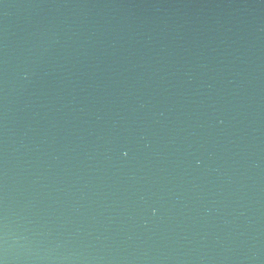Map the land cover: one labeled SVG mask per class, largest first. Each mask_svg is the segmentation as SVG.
<instances>
[{
  "label": "water",
  "instance_id": "1",
  "mask_svg": "<svg viewBox=\"0 0 264 264\" xmlns=\"http://www.w3.org/2000/svg\"><path fill=\"white\" fill-rule=\"evenodd\" d=\"M0 264H264V0H0Z\"/></svg>",
  "mask_w": 264,
  "mask_h": 264
}]
</instances>
